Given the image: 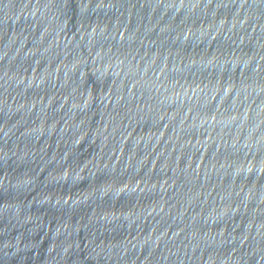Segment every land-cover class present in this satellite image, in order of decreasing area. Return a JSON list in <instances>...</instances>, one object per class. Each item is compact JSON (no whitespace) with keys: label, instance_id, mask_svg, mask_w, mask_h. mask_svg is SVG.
I'll list each match as a JSON object with an SVG mask.
<instances>
[{"label":"water","instance_id":"95a60500","mask_svg":"<svg viewBox=\"0 0 264 264\" xmlns=\"http://www.w3.org/2000/svg\"><path fill=\"white\" fill-rule=\"evenodd\" d=\"M0 264H264V0H0Z\"/></svg>","mask_w":264,"mask_h":264}]
</instances>
